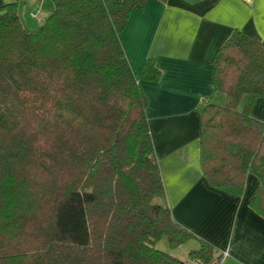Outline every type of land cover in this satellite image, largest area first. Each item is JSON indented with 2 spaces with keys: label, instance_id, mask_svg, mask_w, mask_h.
I'll list each match as a JSON object with an SVG mask.
<instances>
[{
  "label": "trees",
  "instance_id": "trees-1",
  "mask_svg": "<svg viewBox=\"0 0 264 264\" xmlns=\"http://www.w3.org/2000/svg\"><path fill=\"white\" fill-rule=\"evenodd\" d=\"M0 4V264H219L221 254L172 216L146 116L148 100L119 40L148 0H50L35 29L18 2ZM201 111L209 185L264 218V45L235 29L212 59ZM140 79L157 82L152 59ZM169 249L189 241L188 260Z\"/></svg>",
  "mask_w": 264,
  "mask_h": 264
},
{
  "label": "crops",
  "instance_id": "crops-1",
  "mask_svg": "<svg viewBox=\"0 0 264 264\" xmlns=\"http://www.w3.org/2000/svg\"><path fill=\"white\" fill-rule=\"evenodd\" d=\"M50 10V0L18 2L28 30ZM235 29L264 45V0H148L133 9L119 40L148 100L146 116L173 218L213 245L222 255L219 264H264V218L249 204L258 178L247 174L237 196L209 185L200 164L201 111L208 100H224L215 92L212 59ZM147 59L160 70L157 82L140 79ZM251 115L264 121L263 96Z\"/></svg>",
  "mask_w": 264,
  "mask_h": 264
},
{
  "label": "rangeland",
  "instance_id": "rangeland-1",
  "mask_svg": "<svg viewBox=\"0 0 264 264\" xmlns=\"http://www.w3.org/2000/svg\"><path fill=\"white\" fill-rule=\"evenodd\" d=\"M5 1L10 2L8 0H5ZM158 247L160 249H163V250H169L171 252V254H173L174 256H176L177 258H179L181 260H188L187 254H188L189 250L194 249L196 247V244L192 241H189L188 243L183 244L177 248L169 249L166 245H164V241H162L158 244Z\"/></svg>",
  "mask_w": 264,
  "mask_h": 264
}]
</instances>
